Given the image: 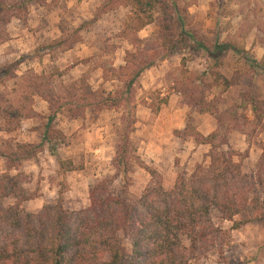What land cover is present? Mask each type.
<instances>
[{
  "label": "rangeland",
  "instance_id": "obj_1",
  "mask_svg": "<svg viewBox=\"0 0 264 264\" xmlns=\"http://www.w3.org/2000/svg\"><path fill=\"white\" fill-rule=\"evenodd\" d=\"M6 3L11 12L0 20V69L11 66L17 77L8 82L9 88L28 72L60 71L66 75L55 80L56 96L62 94L63 86L80 79L106 95L123 89L115 71L125 64L127 53L136 50L129 40L120 38L129 18L135 17L129 1L6 0ZM180 7L187 9L191 27L200 30L208 41L217 37L221 42L244 48L259 61L264 58V0H181ZM158 32L154 23L141 29L137 36L143 43L151 44ZM162 57L142 74L131 101L137 105V124L130 140L138 159L132 162L128 174L131 185L127 201L135 202L147 188L161 186L169 192L179 175L188 178L198 165L209 164L210 146L197 145L193 139L181 140L174 134L183 131L189 119L204 136L219 133L216 144L222 146L221 151L236 155L234 160L241 163L249 180L245 187L251 197L264 199V164L260 162L264 154V119L249 125L243 121V116L246 123L253 121L243 95L251 90L264 100V74L250 73L243 58L235 53H230L218 68L201 51ZM183 58L185 68L181 65ZM216 73L227 79L239 75L250 88L240 85L222 92V87L214 84ZM184 75L200 86V81L206 83L208 100L219 105L216 115H199L187 106L177 84ZM162 99H168V104L163 105ZM48 109L46 102L36 98L34 110L41 117L24 121L12 134L0 133V144L5 140L40 143L38 129L44 117L49 116ZM130 111L128 106L101 112L90 109L78 120L59 115L56 128L63 133L65 144L45 143L44 151L36 159L11 171L13 177H19V195L28 199L21 203L22 209L33 215L61 202L76 218L90 207L91 188L103 181L110 180L111 190L116 194L124 191L123 173L117 171L113 161L121 139L122 118L128 115L131 118ZM50 147L56 150L54 156ZM61 161L72 163L75 169L64 179L59 175ZM5 172L6 164L0 161V175ZM16 202L10 198L5 205L13 206ZM210 219L218 232L207 240H199L196 248L192 249L190 241L182 238V264H264V226L249 224L241 230H232L233 224L223 220L216 210ZM123 241L130 250V241L124 237Z\"/></svg>",
  "mask_w": 264,
  "mask_h": 264
},
{
  "label": "trees",
  "instance_id": "obj_2",
  "mask_svg": "<svg viewBox=\"0 0 264 264\" xmlns=\"http://www.w3.org/2000/svg\"><path fill=\"white\" fill-rule=\"evenodd\" d=\"M126 1L133 6L135 17L129 18L120 38L129 40L136 50L127 53L125 64L115 71L122 90L106 95L94 91L86 80L80 79L63 86L62 94L56 96L55 80L66 75L60 71L28 72L9 88L8 82L17 78L15 71L11 66L0 69V122L3 123L0 132L12 134L24 121L40 118L34 110L36 98L46 102L49 108V116L44 117L38 129L40 143L5 140L0 144V160L6 164V172L0 175V264H182V238H187L193 249L199 240H207L218 232L211 224L213 210L233 224L232 230H241L249 224L264 226V199L251 197L245 187L249 180L243 174L241 163L234 160L236 155L221 151L222 146L216 144L219 133L204 136L190 119L183 131L174 134L181 140L193 139L197 145L210 146L209 164L198 165L188 178L179 175L169 192L161 186L147 188L135 202L127 201L131 185L128 174L132 162L138 159L137 149L130 140L137 124V105L131 101L142 74L162 56L167 59L187 52L206 53L215 68L222 66L230 53H235L246 62L250 73L264 74V58L259 61L244 48L221 42L217 37L208 41L200 30L191 27L187 9L180 7L181 0ZM10 12L6 0H0V20ZM154 23L159 27L158 36L151 44L143 43L138 32ZM68 49L69 46L64 50ZM181 65L186 67V58ZM215 76L214 84L222 87V92L240 85L250 88L239 75L231 79L217 73ZM197 83L185 75L177 82L184 101L199 115H216L218 103L208 100L205 82L200 81L201 86ZM243 96L253 116V121L248 123L243 116L244 124L260 123L264 119V100L251 90ZM162 104L167 105L168 99H162ZM123 106L131 109V118L130 115L122 118L121 139L113 166L123 173L124 191L116 194L111 190V181H103L91 188V205L76 218L61 202L44 207L38 214L26 213L21 203L28 199L19 195V177H13L11 171L36 159L44 151L45 143L65 144L63 133L56 128L58 116L78 120L90 109L101 112ZM49 151L53 156L56 153L54 147ZM260 162L264 164V154ZM59 171L64 179L75 169L72 163L61 161ZM10 198L17 202L6 206ZM123 237L130 241V250L123 245Z\"/></svg>",
  "mask_w": 264,
  "mask_h": 264
},
{
  "label": "crops",
  "instance_id": "obj_3",
  "mask_svg": "<svg viewBox=\"0 0 264 264\" xmlns=\"http://www.w3.org/2000/svg\"><path fill=\"white\" fill-rule=\"evenodd\" d=\"M0 133H4V132H0ZM0 161H4V160H0ZM5 162V161H4Z\"/></svg>",
  "mask_w": 264,
  "mask_h": 264
}]
</instances>
